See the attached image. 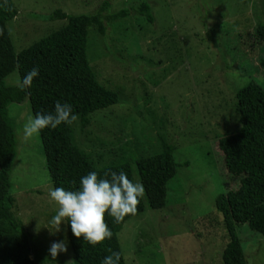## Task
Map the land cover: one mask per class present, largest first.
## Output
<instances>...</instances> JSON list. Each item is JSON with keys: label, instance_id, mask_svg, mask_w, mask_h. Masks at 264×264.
<instances>
[{"label": "rangeland", "instance_id": "374dc122", "mask_svg": "<svg viewBox=\"0 0 264 264\" xmlns=\"http://www.w3.org/2000/svg\"><path fill=\"white\" fill-rule=\"evenodd\" d=\"M17 17L6 24L15 56L61 30L67 16L100 15V36L89 29L87 58L96 80L113 92L118 104L70 125L73 145L96 169L130 164L174 146L175 177L167 184L166 206L127 221L117 239L125 264H222L228 243L215 200L236 190L240 179L223 164L218 141L239 127L235 94L249 82L264 91V0H11ZM150 5L153 23L137 9ZM108 7L105 11L104 5ZM122 11L124 18L112 21ZM20 87L17 70L3 81ZM15 133L9 172L12 214L24 229L35 264H75L66 224L56 231L49 221L58 205L38 136L23 138L33 117L28 100L7 106ZM246 264H264V237L236 227ZM67 252L55 260L54 242Z\"/></svg>", "mask_w": 264, "mask_h": 264}, {"label": "trees", "instance_id": "16d2710c", "mask_svg": "<svg viewBox=\"0 0 264 264\" xmlns=\"http://www.w3.org/2000/svg\"><path fill=\"white\" fill-rule=\"evenodd\" d=\"M107 7L105 4L102 10ZM137 12L149 24L153 23L150 5L140 4ZM127 14L122 11L111 20L116 21ZM16 17L12 1L0 0V264H35L30 258L23 225L11 212L14 200L10 195L9 172L15 157V133L7 106L21 104L27 99L35 116L37 113H53L57 102L69 103L80 118L81 128L85 129L91 114L117 105L118 100L96 80L87 58L89 29L94 28L100 36L105 34L100 15L67 16L57 11L50 19L65 20L66 26L15 56L6 24ZM256 33L260 40H264V25L258 26ZM33 68L39 69V76L31 88L25 89L21 81ZM15 70L21 86H4V79ZM235 100L234 111L239 127L218 141L228 174L240 179L236 190L220 195L214 203L228 236L221 254L222 264H246L236 227L245 225L264 237V91L257 83L249 82L235 94ZM39 138L53 189L75 190L80 178L89 172L110 178L112 172L123 171L134 182V169L130 164L94 168L73 145L70 125L45 129ZM174 151V146L163 142L159 154L135 162L139 183L145 189L144 199L151 210H162L166 206L167 184L175 177L177 169ZM144 199L137 205V213L125 217L121 223L106 214L105 222L113 236L95 247L74 237L70 225L66 224L74 263L101 264L105 256L119 252L120 264H125L117 235L127 221L144 212ZM41 264L48 263L42 261Z\"/></svg>", "mask_w": 264, "mask_h": 264}, {"label": "clouds", "instance_id": "9594fccd", "mask_svg": "<svg viewBox=\"0 0 264 264\" xmlns=\"http://www.w3.org/2000/svg\"><path fill=\"white\" fill-rule=\"evenodd\" d=\"M38 76V68L27 72L21 81L23 88H31ZM78 118L71 104L57 102L53 113H37L28 118L23 125V138L29 141L45 129L55 130L61 125L75 124ZM144 194L143 184L134 183L123 171L112 172L110 178H101L96 172H89L80 178L79 187L75 190L55 187L50 191V198L58 205V209L49 225L56 231L60 230L61 224L70 225L74 237L82 238L95 247L113 236L105 222V215L116 223L123 222L125 217L137 213V205ZM66 252L65 241L54 242L49 248L53 260L58 254ZM120 260V253L112 252L104 257L101 264H120Z\"/></svg>", "mask_w": 264, "mask_h": 264}]
</instances>
